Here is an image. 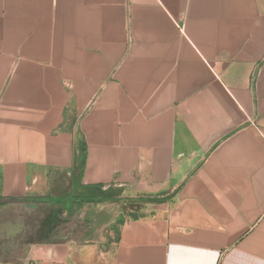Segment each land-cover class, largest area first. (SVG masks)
<instances>
[{
	"label": "crops",
	"instance_id": "1",
	"mask_svg": "<svg viewBox=\"0 0 264 264\" xmlns=\"http://www.w3.org/2000/svg\"><path fill=\"white\" fill-rule=\"evenodd\" d=\"M20 200L59 238L2 263L264 264V0H0Z\"/></svg>",
	"mask_w": 264,
	"mask_h": 264
},
{
	"label": "rangeland",
	"instance_id": "2",
	"mask_svg": "<svg viewBox=\"0 0 264 264\" xmlns=\"http://www.w3.org/2000/svg\"><path fill=\"white\" fill-rule=\"evenodd\" d=\"M2 208L3 210L0 211V216H5L8 222L11 221L14 223L16 221V226H13V228L11 225L0 228V243L4 242V246L8 245L11 247V245H18L19 248L21 247L20 250L23 251L29 249L32 243L52 242L58 240V231L50 228L49 220L45 214L35 215L36 227L30 229L28 221L33 218V215L30 216V214H28L30 209H28L23 202L10 203L3 206L0 205V209ZM18 211L19 214L17 213ZM33 229H35V231L37 230V232L32 231Z\"/></svg>",
	"mask_w": 264,
	"mask_h": 264
},
{
	"label": "trees",
	"instance_id": "3",
	"mask_svg": "<svg viewBox=\"0 0 264 264\" xmlns=\"http://www.w3.org/2000/svg\"><path fill=\"white\" fill-rule=\"evenodd\" d=\"M75 191H77L78 190V188H75L74 189ZM86 197H89L90 195L89 194H87L86 193ZM91 197H95V195H92ZM100 197H104V195H101ZM20 201H22L23 202V200H20ZM82 201V200H81ZM75 202H77L78 203V199L75 201ZM3 202H0V204H2ZM73 203V202H72ZM46 216H47V218H48V220L50 221V228L51 229H55V228H57L58 227V220H56L55 219V217L54 216H51V215H49V214H45ZM32 231H34V232H37V230L35 231V229H33ZM21 249V247L17 250L18 252H17V256L19 257V255H22L23 254V252L20 250Z\"/></svg>",
	"mask_w": 264,
	"mask_h": 264
},
{
	"label": "water",
	"instance_id": "4",
	"mask_svg": "<svg viewBox=\"0 0 264 264\" xmlns=\"http://www.w3.org/2000/svg\"><path fill=\"white\" fill-rule=\"evenodd\" d=\"M0 264H6V263H2V262H0Z\"/></svg>",
	"mask_w": 264,
	"mask_h": 264
}]
</instances>
